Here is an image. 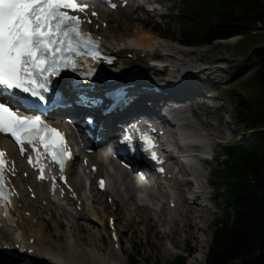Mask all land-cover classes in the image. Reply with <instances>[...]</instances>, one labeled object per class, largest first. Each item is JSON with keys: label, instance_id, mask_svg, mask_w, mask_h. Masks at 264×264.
Listing matches in <instances>:
<instances>
[{"label": "snow or ice", "instance_id": "obj_1", "mask_svg": "<svg viewBox=\"0 0 264 264\" xmlns=\"http://www.w3.org/2000/svg\"><path fill=\"white\" fill-rule=\"evenodd\" d=\"M87 7L76 0H0V133L11 134L21 144L38 138L47 141L54 134L51 144L58 147L53 159L60 157L62 166L67 149L60 132L38 116L17 112L37 107L34 101L48 103L44 94L49 91L50 78L59 76L63 68H75L73 56L80 54L85 41L89 42L85 54L99 58L98 45L80 32L82 21L63 11L84 12ZM130 140L126 137L122 143ZM48 146L45 142V148Z\"/></svg>", "mask_w": 264, "mask_h": 264}, {"label": "trees", "instance_id": "obj_2", "mask_svg": "<svg viewBox=\"0 0 264 264\" xmlns=\"http://www.w3.org/2000/svg\"><path fill=\"white\" fill-rule=\"evenodd\" d=\"M196 12H200L196 28L185 36L190 45H207L234 36L250 39L258 35L257 31H264V0H195L190 13ZM255 79L264 108V62ZM244 106L240 103L238 108ZM254 149L252 158L239 162L242 175L234 186L243 205L237 218L226 222L216 236L207 264H264V134Z\"/></svg>", "mask_w": 264, "mask_h": 264}, {"label": "bare ground", "instance_id": "obj_3", "mask_svg": "<svg viewBox=\"0 0 264 264\" xmlns=\"http://www.w3.org/2000/svg\"><path fill=\"white\" fill-rule=\"evenodd\" d=\"M101 17L104 19L109 20L110 15L108 16L105 12H102ZM132 23L128 24L131 25ZM132 30H130L131 32ZM135 39L132 40L130 43L129 48L133 50V56L134 58L132 60H128V62H122L123 65L120 66V71L123 74L129 73L131 70L132 65L135 67L141 66V63L144 62L143 65H145L143 70H140L138 74H146L145 72H149L153 76H165L169 75L170 72L173 71L172 66L167 68V70L164 68V65H159L158 63H163V61H167V58L172 59V57L164 56V55H156L154 56L153 51H158L162 54V52L165 50L167 52H176V48L170 46L166 41H164L162 38H157L153 35H150L149 33H143L141 31L140 34H136ZM135 48L137 50H135ZM112 50H116L112 49ZM119 54L122 57V59H126L125 55L126 52L123 49L119 50ZM136 54V57H135ZM147 60H146V57ZM149 64H146V63ZM187 62L190 63V60H184L181 59L179 62H177L176 69L177 71H182L184 73L187 65ZM175 63V62H174ZM149 68H147V67ZM140 106H138V103L134 106V109H139ZM179 119V118H178ZM181 121L179 120V123L177 124L178 130L182 128ZM180 132V131H179ZM182 134V133H180ZM184 136V134H182ZM8 147V145H7ZM9 149V147H8ZM94 161L96 159L94 157H91ZM99 172L102 175H105L110 185H113L111 175L109 174V171L105 168L104 165H99ZM199 175V174H198ZM200 176V175H199ZM178 186L181 188L182 185L178 184ZM21 194V198H22ZM43 194L39 192L38 198H42ZM152 197V196H151ZM24 204H31L27 203L25 201H21ZM47 205L45 208H41V210L49 211L51 209L50 201L47 199ZM148 211L146 214L150 213L149 207L146 206ZM22 211H28L31 214L30 218L21 217L18 221V225H16L17 229H20V237L15 238L12 233L9 232V225L8 222L2 218H0V255L3 254V246L9 244L6 243V241L10 240H18L17 242H14L13 245H19V248L22 250L23 254L22 256H28L32 261H34V264H46V259L49 261L55 263V264H126L124 260H120L117 262H112L117 260L116 254H114L112 251H109L108 253H103V251L107 248V246L103 244H99L98 246H95V244H92V246L95 247H89L87 249L82 245V243H86L87 236L91 238V241H94V237L97 238V231H92L90 227H77V233L74 234L72 231V228L74 225L69 224L68 229L70 230V235L68 238H66V235L63 233V225L61 222L60 217L56 218L57 223V229L58 232L56 235L51 234L49 231L47 232V236H44V233L40 230V227L42 225V222L39 223H32V219L38 218L37 211L33 210L29 205H24L23 210H19V201H17L14 210L11 211V215H13L15 212L18 214H21ZM93 212V210H90L89 207L86 206L85 203H82V211L80 215L84 216L87 215V212ZM130 211H133V213H136L134 209H130ZM68 213L64 210H61V215L64 219L67 218ZM77 218H80L77 216ZM153 218L157 221L158 216H156L155 213H153L149 220H153ZM164 221V220H163ZM155 223L154 221L151 223L150 227H154ZM75 231V230H74ZM15 233V232H14ZM66 238V240H64ZM3 241V242H2ZM32 241V242H31ZM31 242V243H30ZM63 242V244H61ZM175 246L176 242L170 241ZM27 249V251H25ZM99 249V250H98ZM29 251H33L32 256L28 255ZM3 256V255H2ZM7 259V258H6Z\"/></svg>", "mask_w": 264, "mask_h": 264}, {"label": "rangeland", "instance_id": "obj_4", "mask_svg": "<svg viewBox=\"0 0 264 264\" xmlns=\"http://www.w3.org/2000/svg\"><path fill=\"white\" fill-rule=\"evenodd\" d=\"M132 23H133L132 24V27H133L132 28V31L129 32V33H125V35L122 34L125 31V28H127V26H128L127 25L128 22L125 19H122V22H121V25H120L119 28H116L115 25L112 24V27L110 29V35H111V38L114 40L113 43H115L117 45L118 44H126V43L130 42V40H132L133 38H135L134 36L136 34H140L141 31H143V33H146L147 32V33H149L151 35V32L148 31L147 29H149V28L151 29L152 27L154 29V27H155V24H154V21L153 20L150 21V22H148V21L147 22H143L142 21V22H132ZM111 30H113V31H111ZM252 34H254V32ZM257 34H258L257 36H254V37H252L250 39H248L247 37H244L245 39L242 38L243 40H247L248 43L250 41H253V40L254 41H257V42L258 41L261 42V43L258 42L259 43V46H257V47H252L251 44H247L246 45L245 48L248 51L251 52L249 54H253V55H250V56L247 57L248 58V61H246L247 58L239 61V63L242 64L241 67L245 69L244 72H242L238 76H236V72H234L230 76V75H227L225 73V70L226 69H221L217 74H218L219 77L223 78V80H225V82L223 83V81L221 80L220 83L218 84V86L223 85L222 87H225V88H234V87H236L237 83H239L240 80L243 81L246 78V76H245L246 74H249L251 72L250 66H251V64L254 61H256V59L253 62H251V60L254 59L255 56L258 55V53H261L262 54V52H258L256 50H261L264 47V31H257ZM236 39L237 38H232V39H229L227 42L215 43V44H213L211 46H207V47H193V48H181V47H178L177 50H180V51H183L185 53L190 54V57L193 59V61L195 60L199 65H201V66L203 65L204 66V64L206 62L210 61L211 59L212 60L220 59L219 60L220 62H223L225 58L226 59H228V58L231 59V57H233V53H232L233 46H232V43ZM233 44H235V43H233ZM164 54H168V53L167 52H164ZM167 62L168 61H166V63ZM220 64H222V63H220ZM223 90H225V89H223ZM220 95H221V92L220 91H218V92L214 91L212 97L216 99ZM216 131L221 135V139L224 140L225 142L227 140H231V138L233 137V134L231 133L230 128H229V126L227 124H223L219 128V130H216ZM239 133L240 132L237 130V132H236L235 135L241 137ZM66 209H68L71 212L73 211V210H71V207H69V208L66 207ZM97 209L99 210V208H97ZM41 217H42V221H45V219L43 218V216H41ZM134 223H135V221L133 223H130L129 226L131 227V225L134 224ZM126 224H127V221H126ZM137 227L138 226L133 225V229L134 230H136ZM50 228L54 232H58V229L56 228V225H55V220H53V221L50 222ZM66 230H67V228L65 227L64 228V231L65 232L64 231L63 232L66 233V234H68L66 232ZM121 230H122V235L125 232H129L130 233L129 230L126 231V227L124 225H122ZM142 236H143V232L140 233V237H142ZM128 237L129 236L126 235V236H124V239H123L124 244L126 245V249H128V245H129ZM148 237H150L151 242H153L152 235L149 234ZM66 238H68L67 235H66ZM204 243L209 244V240H207ZM202 248L203 247L201 245L200 247H198L195 250H197V252H200V249H201V251H203ZM105 252H107V250H105ZM165 261H166L165 259L162 260V262L164 264H166ZM169 263H171V262H169ZM202 263H203V260L201 259L200 261L193 260L190 264H202Z\"/></svg>", "mask_w": 264, "mask_h": 264}]
</instances>
